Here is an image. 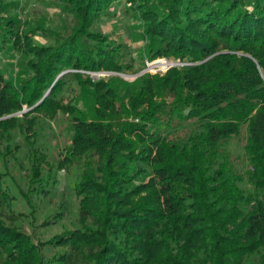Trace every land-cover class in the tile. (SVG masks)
<instances>
[{
    "label": "trees",
    "instance_id": "16d2710c",
    "mask_svg": "<svg viewBox=\"0 0 264 264\" xmlns=\"http://www.w3.org/2000/svg\"><path fill=\"white\" fill-rule=\"evenodd\" d=\"M5 1L0 51L19 60L0 70L7 262L264 264V0H47L68 13L65 32ZM119 17L140 25L145 60L180 64L93 79L146 66L101 30ZM49 121L62 145L42 139ZM74 170L70 201L37 225L39 200ZM25 218L64 230L35 240Z\"/></svg>",
    "mask_w": 264,
    "mask_h": 264
},
{
    "label": "rangeland",
    "instance_id": "374dc122",
    "mask_svg": "<svg viewBox=\"0 0 264 264\" xmlns=\"http://www.w3.org/2000/svg\"><path fill=\"white\" fill-rule=\"evenodd\" d=\"M16 1L19 3L18 8L15 10L16 14L20 17L26 19L30 18L35 22H39L45 27H51L58 31H67V27L71 24L70 17L68 13L64 11L63 6H56L48 2L47 0H6L5 2ZM101 30L104 33H108L112 36H116L117 34L123 35L124 39L129 43L131 49L134 51V57L137 61L136 65L145 61V68L141 70L156 72L161 71L158 70L162 66L151 67L153 62L156 60L149 61L145 60L144 54L139 50L142 45V39L140 36L141 27L137 22H129L127 19L123 17L119 18H105L101 22ZM37 41L49 43L51 39H43L42 37H36ZM18 55L11 50H1L0 51V70L6 77L12 76L15 70V64L19 61L17 60ZM138 72V73H140ZM90 73L93 79H98L99 76H110L116 75L112 72H88ZM138 73H120L121 76L128 82H133V80L138 76ZM137 75V76H136ZM130 90V88H128ZM78 103H81L79 100ZM83 105V104H82ZM42 124V132H43V140L50 147H55V145H62L64 141V132H63V123L59 125L53 121H49L47 123ZM233 150L241 151L240 145L235 143L232 145ZM77 170H74L72 174L66 172H60L58 175V185L51 193L48 198H42L39 200V207L37 209L36 224L39 225L44 219L45 215L49 214L53 208L61 203H68L70 201V189L73 185V182L76 178ZM20 180V179H19ZM21 184H23V181ZM24 212H29L30 209L24 205H22ZM22 225L26 231L31 233L35 240L37 239H45L48 238L54 232H60L64 230V227L61 226L60 223L55 224L53 227L41 228L30 222L29 218H25L21 220ZM65 223H69V220H66ZM48 253V252H46ZM0 264H9L4 254H0Z\"/></svg>",
    "mask_w": 264,
    "mask_h": 264
},
{
    "label": "built area",
    "instance_id": "2783aa9c",
    "mask_svg": "<svg viewBox=\"0 0 264 264\" xmlns=\"http://www.w3.org/2000/svg\"><path fill=\"white\" fill-rule=\"evenodd\" d=\"M179 64H180L179 62H172V61L166 60V59H164V58H160V59H157L156 62H153V63L151 64V67H152V66H154V67L162 66V67L159 68L158 70L165 71V70H167L169 67L174 66V65H179Z\"/></svg>",
    "mask_w": 264,
    "mask_h": 264
},
{
    "label": "water",
    "instance_id": "95a60500",
    "mask_svg": "<svg viewBox=\"0 0 264 264\" xmlns=\"http://www.w3.org/2000/svg\"><path fill=\"white\" fill-rule=\"evenodd\" d=\"M112 73H114V72H112ZM143 73V71L142 72H140V73H138V75H140V74H142ZM114 74H119V75H123V74H120V73H114ZM124 76V75H123ZM137 76V75H136Z\"/></svg>",
    "mask_w": 264,
    "mask_h": 264
}]
</instances>
